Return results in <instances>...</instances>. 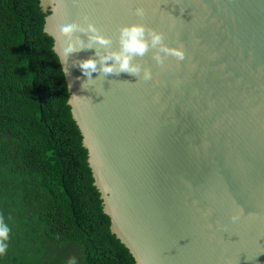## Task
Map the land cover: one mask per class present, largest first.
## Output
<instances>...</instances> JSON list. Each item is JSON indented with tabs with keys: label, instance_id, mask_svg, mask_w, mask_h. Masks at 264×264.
<instances>
[{
	"label": "water",
	"instance_id": "95a60500",
	"mask_svg": "<svg viewBox=\"0 0 264 264\" xmlns=\"http://www.w3.org/2000/svg\"><path fill=\"white\" fill-rule=\"evenodd\" d=\"M10 4L98 263L264 264V0ZM73 23L111 43L87 50L92 33L77 31L70 39L86 50L65 57L59 28ZM133 25L163 34L185 59L151 47L146 32L149 50L131 60L137 75L84 76L79 62L120 52L121 29Z\"/></svg>",
	"mask_w": 264,
	"mask_h": 264
},
{
	"label": "trees",
	"instance_id": "16d2710c",
	"mask_svg": "<svg viewBox=\"0 0 264 264\" xmlns=\"http://www.w3.org/2000/svg\"><path fill=\"white\" fill-rule=\"evenodd\" d=\"M0 264H99L47 131L10 0H0Z\"/></svg>",
	"mask_w": 264,
	"mask_h": 264
},
{
	"label": "clouds",
	"instance_id": "9594fccd",
	"mask_svg": "<svg viewBox=\"0 0 264 264\" xmlns=\"http://www.w3.org/2000/svg\"><path fill=\"white\" fill-rule=\"evenodd\" d=\"M136 15L139 17H144L146 11L142 7L136 9ZM60 33L68 40L63 52L64 56L67 57L70 54L76 53L78 51L86 50L84 42L82 40H77L73 42L70 38L77 31L90 32L92 35L89 36V43L86 46L87 50H91L94 43H99L100 45L107 46L111 42L108 39L103 38L98 34V30L91 24H89L88 29H82L79 25L73 24H63L59 28ZM147 35L151 37V47L155 48L160 46V52L175 56L178 60L183 61L185 59V53L182 49H169L163 46V34L156 32L155 30H148L143 25H133L131 27H125L121 29V51L116 53H111L109 55L101 56L99 60L88 58L79 62V67L84 76L89 79L92 78L93 73L102 72L104 75L116 74L119 75L122 72L129 73L130 75H137L140 71L138 67L131 64V60L134 56L143 57L149 50V42L146 39ZM96 55H99L97 52ZM158 64L163 63L162 56L158 53L154 57ZM112 61V63H109ZM99 65V67H98ZM118 65V67H117ZM144 80L149 81L152 79V73L150 70H145ZM239 216L232 217L233 222L239 220ZM10 229L5 225L3 217H0V256L6 254L9 240Z\"/></svg>",
	"mask_w": 264,
	"mask_h": 264
}]
</instances>
